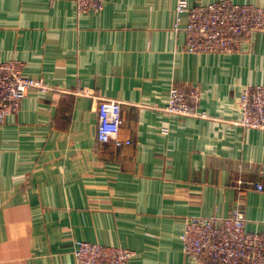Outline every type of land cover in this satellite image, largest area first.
<instances>
[{
  "label": "crops",
  "instance_id": "crops-1",
  "mask_svg": "<svg viewBox=\"0 0 264 264\" xmlns=\"http://www.w3.org/2000/svg\"><path fill=\"white\" fill-rule=\"evenodd\" d=\"M177 3L79 15L75 0H0V61L51 88L0 127V264H76V240L131 249L130 264H195L185 219L236 208L264 234V131L235 123L242 89L264 85V32L240 52L189 53ZM173 87L198 90L208 117L165 113ZM100 99L121 101L129 145L99 142Z\"/></svg>",
  "mask_w": 264,
  "mask_h": 264
},
{
  "label": "built area",
  "instance_id": "built-area-1",
  "mask_svg": "<svg viewBox=\"0 0 264 264\" xmlns=\"http://www.w3.org/2000/svg\"><path fill=\"white\" fill-rule=\"evenodd\" d=\"M79 15L99 13L105 0H75ZM175 30L181 28V14L187 13L184 24L185 49L189 53L231 54L240 52L243 41L264 32V7L218 0L207 5L191 6L188 0H178ZM46 93L51 88L43 79L24 73V63L18 59L0 61V127L20 111L22 101L30 91ZM86 94H90L86 92ZM201 95L195 88L179 90L173 87L162 110L168 115L207 118L200 109ZM240 119L235 123L264 131V85L245 86L238 99ZM99 142L117 147L129 145L120 139L123 124L122 103L116 99H100L98 104ZM263 190V185H256ZM183 251L195 264H264V234L246 230V218L239 208L229 215L190 216L185 219L181 234ZM76 264H130L135 256L131 249L107 246L84 240L73 243Z\"/></svg>",
  "mask_w": 264,
  "mask_h": 264
}]
</instances>
